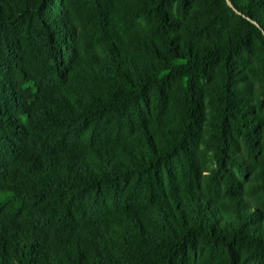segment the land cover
<instances>
[{
	"label": "trees",
	"instance_id": "1",
	"mask_svg": "<svg viewBox=\"0 0 264 264\" xmlns=\"http://www.w3.org/2000/svg\"><path fill=\"white\" fill-rule=\"evenodd\" d=\"M264 0H0V264H264Z\"/></svg>",
	"mask_w": 264,
	"mask_h": 264
},
{
	"label": "rangeland",
	"instance_id": "2",
	"mask_svg": "<svg viewBox=\"0 0 264 264\" xmlns=\"http://www.w3.org/2000/svg\"><path fill=\"white\" fill-rule=\"evenodd\" d=\"M259 101L261 102V105L264 108V94H259Z\"/></svg>",
	"mask_w": 264,
	"mask_h": 264
}]
</instances>
